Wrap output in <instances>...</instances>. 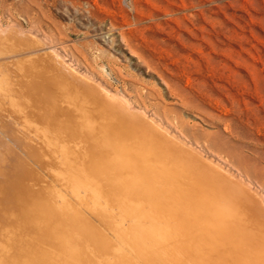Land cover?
I'll list each match as a JSON object with an SVG mask.
<instances>
[{
    "label": "bare ground",
    "instance_id": "bare-ground-1",
    "mask_svg": "<svg viewBox=\"0 0 264 264\" xmlns=\"http://www.w3.org/2000/svg\"><path fill=\"white\" fill-rule=\"evenodd\" d=\"M2 29L0 50L18 46L21 36ZM48 56L47 65L67 72L62 60L59 63L63 66L56 63L59 59L54 65ZM53 67L42 83L54 79ZM19 70L24 79H17L21 81L11 79L14 70L0 71V127L6 135L0 136V264H264L261 196L204 164L193 168L197 176L174 175L168 166H186L190 161L182 148L161 127L149 122L150 118L131 115L125 102L113 99L114 94L112 98L110 93L101 96L108 98L102 101L114 112H98V118L87 116L84 106L88 109L92 105L82 102L91 100L88 94H84L86 100L83 97L76 103L79 109L75 112H63L65 105L67 109L69 103L75 106V98L66 100L62 93L61 103L66 100L67 104L56 103L55 112H37V70ZM63 80L56 84L64 87L67 80ZM69 83L63 90L66 97ZM77 85L75 89H80V83ZM61 86L58 90L62 92ZM3 98H9L8 106ZM34 129L36 139L30 134ZM12 135L27 147L19 146V155L22 148L33 156L37 151L45 163L44 172L47 169L53 174L45 176L61 180L63 187L50 184V179L47 182L42 172L38 182L37 169L33 171L28 161L20 159L14 149L16 136ZM81 187L91 192L92 212L79 199L84 191ZM76 198L79 202L73 201ZM105 214L114 219L112 224L105 221ZM131 229L138 241H143L142 246L138 241L132 245Z\"/></svg>",
    "mask_w": 264,
    "mask_h": 264
},
{
    "label": "rangeland",
    "instance_id": "rangeland-1",
    "mask_svg": "<svg viewBox=\"0 0 264 264\" xmlns=\"http://www.w3.org/2000/svg\"><path fill=\"white\" fill-rule=\"evenodd\" d=\"M1 29L18 33L21 41L18 46L0 50V71L14 70L11 79H21L19 68L37 70V112H55L56 103L63 102L61 95L70 101L75 98V106L67 101L72 106L67 105L69 109L65 108L66 100L61 103L65 105H61L63 112H75L79 109L76 103L83 97L86 100L84 94H88L91 100L83 98L82 104L92 105L88 109L84 106V112L93 118L98 112H114L103 102L108 98H101L105 93H110V98L114 94L113 99L125 102L131 115L150 118L149 122L161 127L182 148L191 162L183 168L167 164L174 175L197 176L195 165L204 164L261 196L264 202V0H0ZM48 55L54 65L62 60L67 72L54 66V79L47 80L49 89L45 90L48 82H42L53 67L52 62L51 66L46 64ZM61 74L69 79L65 82ZM55 80L71 81L67 97L63 95L67 84L63 87ZM78 82L84 84L75 89ZM99 87L103 88L100 92ZM92 92L96 95L91 97ZM47 97L60 102L46 101ZM39 98L45 103L40 104ZM8 99L1 100L5 106ZM9 120L12 123L11 115ZM49 124L50 128L54 126ZM34 131L30 134L36 139ZM0 132V136H6L2 127ZM16 138V152L21 145L27 148ZM24 148L20 150L23 155L17 153L33 171L37 169L38 182L44 176L50 184L56 182L55 186L63 187L56 177H46L51 172H44L41 155L35 152V156L40 155L36 161ZM28 152L31 155L27 157ZM28 159L38 163H29ZM85 191L79 199L92 212V195L90 190ZM73 201L79 202L77 198ZM105 217L107 223H113L109 214ZM130 231L132 245H136L138 237L133 229ZM142 242L137 245L142 246Z\"/></svg>",
    "mask_w": 264,
    "mask_h": 264
}]
</instances>
